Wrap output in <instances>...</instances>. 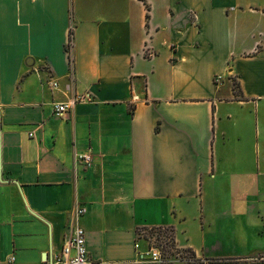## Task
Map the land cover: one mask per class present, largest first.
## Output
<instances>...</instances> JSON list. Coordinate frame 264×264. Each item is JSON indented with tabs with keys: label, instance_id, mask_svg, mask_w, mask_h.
<instances>
[{
	"label": "crops",
	"instance_id": "crops-1",
	"mask_svg": "<svg viewBox=\"0 0 264 264\" xmlns=\"http://www.w3.org/2000/svg\"><path fill=\"white\" fill-rule=\"evenodd\" d=\"M74 227L92 264H146L153 231L264 264V0H0V264Z\"/></svg>",
	"mask_w": 264,
	"mask_h": 264
},
{
	"label": "built area",
	"instance_id": "built-area-1",
	"mask_svg": "<svg viewBox=\"0 0 264 264\" xmlns=\"http://www.w3.org/2000/svg\"><path fill=\"white\" fill-rule=\"evenodd\" d=\"M56 86V84H53ZM86 98L77 97L74 100L54 104V114L58 117H66L74 105ZM92 157L90 154L78 156V161L82 164L89 165ZM85 212L84 209L78 211V215ZM138 250L140 244L135 246ZM174 252V251H173ZM175 254V255H174ZM139 257L146 264H174L182 260L191 261V259L179 253H167L163 244L158 243L156 237H148V247L139 252ZM15 258H11L9 264H14ZM48 264H92L86 242V233L80 227H74L71 235L67 238L62 252Z\"/></svg>",
	"mask_w": 264,
	"mask_h": 264
},
{
	"label": "rangeland",
	"instance_id": "rangeland-1",
	"mask_svg": "<svg viewBox=\"0 0 264 264\" xmlns=\"http://www.w3.org/2000/svg\"><path fill=\"white\" fill-rule=\"evenodd\" d=\"M234 89H236V92L238 93V83H237L236 79H234ZM154 234H155L154 237H156L158 239V243L164 245L167 253L168 252H169V254L174 253L173 252V246H172V234H171V232L163 231V232H159V233L157 232ZM149 236L152 237V233ZM185 256L190 259L188 254Z\"/></svg>",
	"mask_w": 264,
	"mask_h": 264
},
{
	"label": "trees",
	"instance_id": "trees-1",
	"mask_svg": "<svg viewBox=\"0 0 264 264\" xmlns=\"http://www.w3.org/2000/svg\"><path fill=\"white\" fill-rule=\"evenodd\" d=\"M238 90H239V86H238ZM154 233H157V232L153 231L152 232V237H154V235H155ZM172 246H173V235H172ZM185 254L186 255L188 254V256L190 257L191 260L194 259L193 253L191 251H186Z\"/></svg>",
	"mask_w": 264,
	"mask_h": 264
}]
</instances>
